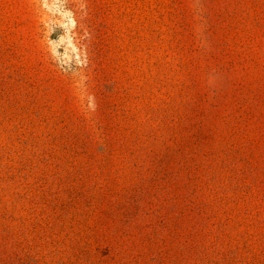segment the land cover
<instances>
[{"label": "rangeland", "instance_id": "1", "mask_svg": "<svg viewBox=\"0 0 264 264\" xmlns=\"http://www.w3.org/2000/svg\"><path fill=\"white\" fill-rule=\"evenodd\" d=\"M204 1L0 0V264L264 252V36Z\"/></svg>", "mask_w": 264, "mask_h": 264}, {"label": "crops", "instance_id": "2", "mask_svg": "<svg viewBox=\"0 0 264 264\" xmlns=\"http://www.w3.org/2000/svg\"><path fill=\"white\" fill-rule=\"evenodd\" d=\"M195 2L197 5L198 0ZM202 5L204 14L215 24L211 30L218 35L264 36V0H207ZM216 46L222 49L221 44ZM244 256L243 264H264V252ZM236 259L241 256L237 255Z\"/></svg>", "mask_w": 264, "mask_h": 264}]
</instances>
